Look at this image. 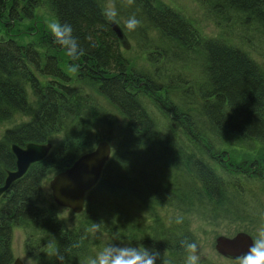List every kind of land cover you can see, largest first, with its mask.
<instances>
[{
  "label": "trees",
  "instance_id": "trees-1",
  "mask_svg": "<svg viewBox=\"0 0 264 264\" xmlns=\"http://www.w3.org/2000/svg\"><path fill=\"white\" fill-rule=\"evenodd\" d=\"M202 1L216 16L237 24V35L206 36L161 1L131 4V12L158 30V40L164 44L166 37L172 46L192 51L199 63L201 80H186L183 89L172 90L178 85L172 77L167 84L158 82L128 62L102 15L101 0H0L3 26L34 20L45 3L55 19L73 26L84 49L74 61L48 29L40 27L28 40L0 31V124L13 122L18 115L27 118L7 126L0 136V185L7 171L16 168L13 142L47 143L62 134L47 156L32 163L0 197V264L14 261V224L27 230L25 250L40 253L39 264H60L45 253L49 242L64 252L75 241L81 246L65 253V264H85L94 255L85 231L93 220L101 221V228L116 242L158 249L162 255L157 264H184L187 253L180 241H196V236L189 221L176 224L164 209L180 202L181 210L188 208L185 213L201 204L215 214L232 209L241 220L255 216L256 206L250 211L242 206L239 177L246 173L228 175L216 163L240 166L225 160L227 152L217 143L220 138L264 142V65L238 43L252 30L264 34V0ZM72 64L78 65L76 71L70 70ZM90 86L124 115L127 124L100 179L86 193L84 222L69 227L58 216L59 206L48 198L45 184L107 138L95 127L98 124L100 130L102 122H110L113 111L91 94ZM151 109L165 117L168 133L163 135L162 123ZM241 167L246 169L245 164ZM202 184L208 190L204 195L199 191ZM129 206L138 211L129 213ZM110 207L118 215L107 223Z\"/></svg>",
  "mask_w": 264,
  "mask_h": 264
},
{
  "label": "rangeland",
  "instance_id": "rangeland-1",
  "mask_svg": "<svg viewBox=\"0 0 264 264\" xmlns=\"http://www.w3.org/2000/svg\"><path fill=\"white\" fill-rule=\"evenodd\" d=\"M101 1L104 6L109 2H112L116 5L119 10L121 18L120 21L123 23V27L125 26L124 20L129 15L134 14L133 12H131V4L135 3L134 0ZM154 1H161V3H165L166 5L178 10L182 15L189 19L198 28L200 33L206 36H232L237 35L234 32H239L238 28L235 26L234 30H232L231 28H233V25L229 24L227 20L224 21L218 15L216 16L215 13L209 9L208 2L206 3L202 0ZM137 17L141 21L140 25H138L135 30L126 29L129 32L128 35L126 34L130 43L129 48L122 46L123 54L127 58L128 62H131L132 65L137 69L146 72L147 75H152V77L158 82L161 81L162 83L167 84L173 78V82L175 83L176 81L175 84L178 85H174L172 87V90L183 89L184 86H182V84L186 80H193L196 78L201 80L202 76L200 66L196 58L192 57V54H194L192 53V51L190 52L187 49L172 46V41L167 40L166 37H163V40H165V43L163 44L162 41L158 40L159 32L158 30H156L154 25L147 23L140 16ZM235 17L238 18L237 16ZM53 19H55V17L51 9L47 4L43 3L37 9L36 17L34 20H25L21 23L13 22V24H15L13 28H7L5 26L8 25L3 26L4 24L0 23V31L2 33L9 32L10 34L15 35V37L19 39L28 40L32 39L36 35V32L38 33L40 27H43V29H48V22ZM258 37L260 40L258 39ZM245 38L246 39L244 41L241 40L239 42L237 40L239 45H241L242 48L244 47L253 58L261 61L264 65V34L262 30L258 31V33L252 30L250 33H246ZM162 47H168V49L165 51L164 49H162ZM172 48L175 51L171 50ZM159 51H162L163 53L158 54L157 52ZM175 53L176 55H174ZM170 77L172 78L170 79ZM89 91L94 97L98 98L101 102L105 101L107 106L113 111L112 119L110 122H102L100 130L98 129V124L95 127L98 132L100 131V133L106 135V140L110 142L113 152L115 145L117 144L119 138L122 137V134L126 128L127 120L124 115L119 112V110L114 108L104 97L101 96V94L97 92L94 86H90ZM153 112L155 115H157L159 123H162L161 126L163 127L161 130L163 132V135L168 133V125L166 122H164L165 117L162 114H159V112ZM23 119L26 120L27 118L18 115L17 117H15L13 122H5L0 124V136L7 126L20 122ZM61 135V133H58L55 136V140L51 142L52 146L57 142V140L60 139ZM217 141H219L217 142L218 144H223L222 147L227 149L230 153L227 154V156L225 157L226 161L232 159L236 163H240L239 167L234 166L233 164L230 170H232L233 173H246L245 176L238 175L240 176V184L242 185V193H240V196L243 198L242 206L247 207L248 211L253 208L252 205L256 206V210H258V212L262 214V212H264V177H260V175L257 174L253 168L255 166L259 170L258 167L263 166V164L261 162H252H254V160L256 159H259L260 147H262L263 143H259L257 141L238 143L235 139L225 138H220ZM231 147H235L237 150L230 151ZM248 156H250L252 159L247 158ZM218 157H220V155H218ZM209 161L211 160L209 159ZM241 164H245L246 169H243L241 167ZM220 172L225 174L222 170ZM45 190L47 191L48 198H53L49 183L45 184ZM179 204L180 202L174 203L175 207L164 210L167 211L168 218L173 217L174 219L175 215L180 214L184 216V219H186V221L190 222L191 230L195 234L196 241L200 245V263L204 261H211L219 264H234L237 261L236 259L224 256L217 251V249L215 248L216 238L219 235L233 236L235 231L238 230V228H241L242 225L247 224L248 220L245 219L240 220L238 223H231L230 220H228L229 222L224 221L220 217L213 220L208 218L204 219L199 214H194L192 212L185 213V209H188L187 206L184 205L186 207H184V210H181ZM129 207V213H134L133 209L138 211L133 206ZM110 209L109 212L105 213L106 219L104 221H106L107 223H112L113 218L118 215V212L114 210L113 207H110ZM58 216L62 218L69 227L80 225V223L84 222L85 220L81 213H75L72 209L64 206L58 207ZM263 220L259 219L252 222L253 229L251 232L254 237L257 234V230L259 228L264 227ZM88 226L89 225H87L85 229ZM27 236L28 232L24 228L18 227L15 229L13 233L12 242L13 257L14 259L20 258L23 261V264H39L38 258L40 257V253L35 252L30 254L27 253L25 250ZM88 236L89 245L94 251V254L97 250L103 247L105 243L110 242L115 244L127 245V243L124 244L125 242H116V239L114 240L112 235L102 228L101 234H98L97 236H92L91 234H88ZM131 238L132 237H130L129 239ZM129 243L130 241L128 242V244ZM84 263L86 264V262Z\"/></svg>",
  "mask_w": 264,
  "mask_h": 264
},
{
  "label": "water",
  "instance_id": "water-1",
  "mask_svg": "<svg viewBox=\"0 0 264 264\" xmlns=\"http://www.w3.org/2000/svg\"><path fill=\"white\" fill-rule=\"evenodd\" d=\"M110 23V22H109ZM122 45L129 48V40L118 23H110ZM52 147V143L28 142L25 146L12 144L11 149L16 158V169L8 170L3 186L0 187V196L6 192L11 184L22 177L30 165L44 158ZM112 147L109 141H100L97 146L81 155L72 166L55 174L50 180V187L54 201L64 207L79 213L85 203L86 192L100 179L105 164L110 159ZM252 243V237L246 232H239L233 236L219 235L216 238L215 248L227 257L237 259L245 253ZM13 264H23L16 258Z\"/></svg>",
  "mask_w": 264,
  "mask_h": 264
},
{
  "label": "clouds",
  "instance_id": "clouds-1",
  "mask_svg": "<svg viewBox=\"0 0 264 264\" xmlns=\"http://www.w3.org/2000/svg\"><path fill=\"white\" fill-rule=\"evenodd\" d=\"M101 12L107 22L120 23L119 10L114 3H107L101 9ZM140 23V19L135 14L129 15L124 20V25L128 30H135ZM48 30L56 43L63 47L67 55L74 61L83 54L84 49L74 35L73 26L70 23L53 19L48 22ZM77 67L78 65L72 64L70 65V70L76 71ZM183 220V215L177 214L174 217L176 224L182 223ZM101 227V221L93 220L85 231L92 236H97L101 234ZM180 244L187 253L184 258V264H200V245L198 242L183 239ZM80 246L79 241L71 242L62 252L59 247L49 242L45 245V253L48 256H54L60 264H65V253H71L73 249H79ZM161 255L158 249H149L144 245H121L109 242L105 243L94 255H90L86 260V264H157ZM237 261L238 264H264V227L257 230V234L252 238V243L249 245L248 250L237 257Z\"/></svg>",
  "mask_w": 264,
  "mask_h": 264
},
{
  "label": "bare ground",
  "instance_id": "bare-ground-1",
  "mask_svg": "<svg viewBox=\"0 0 264 264\" xmlns=\"http://www.w3.org/2000/svg\"><path fill=\"white\" fill-rule=\"evenodd\" d=\"M233 25V28H231L232 30H234V26L235 27H237V24H232ZM175 98H176V96H175ZM151 111H153V109H151ZM165 112H167V110H165ZM164 112V113H165ZM165 119V118H164ZM186 118H185V116H182V120H185ZM264 120V119H263ZM263 135H264V133H263ZM103 140H106V139H102L101 141H103ZM257 142H259V143H263L262 144V147H260V154H259V159H256V160H254V162H252V163H257V162H261V163H263L264 162V142H261V141H257ZM12 144H17V143H12ZM12 144H11V146H12ZM17 145H19V144H17ZM11 146H10V149H11ZM19 146H21V145H19ZM223 150L225 151V152H227V154H230L229 153V151L227 150V149H225V148H223ZM232 150H237L235 147H231L230 148V151H232ZM11 152H12V149H11ZM263 155V156H262ZM47 156V155H46ZM248 158H250V159H252L250 156H248ZM17 164V163H16ZM216 166L218 167V168H220L221 166H223V167H225L226 168V170H227V174L229 175V173H233L232 172V170H230V168H232L231 167V165L230 164H227V163H225V162H223V160H221V161H219V162H217L216 163ZM11 170H13V169H11ZM256 173H257V171H256ZM6 179V178H5ZM4 184V183H3ZM3 184H1L0 185V187L1 186H3ZM199 191H200V194L201 195H204V193L206 192V191H208V190H206L205 188H204V185L202 184V185H199ZM5 193V192H4ZM241 195V194H240ZM209 206H207V205H199V204H194L193 206H192V208H191V212L192 213H194V214H199L200 216H202L204 219H211V220H213V219H216V218H222V220H224V221H228V220H230V222L231 223H238L240 220H241V218H242V216H239V215H236V214H234L236 211H233L232 209H228V210H226V211H224L225 213H227V214H221L220 213V215H222V216H220L219 214H215V213H212L211 211H210V209L208 208ZM259 219H261V220H263L264 219V212H262V214L261 213H259L258 211L256 212V214H255V216L252 218V219H247L248 221H249V223H248V221H247V224L245 225H242V227L241 228H238V230H236L235 231V233H234V235L235 234H237V233H239V232H246L247 234H249L252 238L254 237V235L252 234V229H253V225H252V222L253 221H255V220H259ZM264 221V220H263ZM229 222V221H228ZM252 226V227H251ZM18 227H21V226H18V225H16V224H14V225H12V229H11V244H12V242H13V233H14V231H15V229L16 228H18ZM252 229H251V228ZM13 250V249H12ZM237 260V259H236Z\"/></svg>",
  "mask_w": 264,
  "mask_h": 264
},
{
  "label": "flooded vegetation",
  "instance_id": "flooded-vegetation-1",
  "mask_svg": "<svg viewBox=\"0 0 264 264\" xmlns=\"http://www.w3.org/2000/svg\"><path fill=\"white\" fill-rule=\"evenodd\" d=\"M263 164V166H259L258 168H259V170L257 169V167H255L254 166V170H255V172L257 171V174H259L260 175V177L262 176V177H264V162L262 163ZM256 165V164H255Z\"/></svg>",
  "mask_w": 264,
  "mask_h": 264
}]
</instances>
